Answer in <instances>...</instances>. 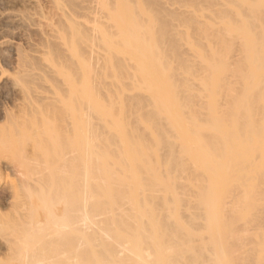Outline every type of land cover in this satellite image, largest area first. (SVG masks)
Masks as SVG:
<instances>
[{
    "label": "rangeland",
    "instance_id": "374dc122",
    "mask_svg": "<svg viewBox=\"0 0 264 264\" xmlns=\"http://www.w3.org/2000/svg\"><path fill=\"white\" fill-rule=\"evenodd\" d=\"M66 1H69V3H68L69 5L71 3V8L72 9L74 8L75 13H77L79 15L81 13L80 10L82 9V7L86 6L88 4L92 5L94 7H99L100 3H102L105 8H107L108 10H111V11L115 7H119L121 9L120 11H121V14L123 16L122 17L123 18V20H122L123 24L121 25L122 27L120 26L121 31L118 30L119 34L114 33V31L117 32V30H113V29L108 30L109 27L106 28L104 25L105 34H106V37L108 38L107 40L112 41L111 46H113V50H114V51L112 50V52H114L113 55H111L112 54V53H110L111 51L109 53H107V55L112 57V60L114 59L115 61H117L116 58H118V59L122 58L121 59L122 62H120V60H118L119 62L116 63L117 65L114 64L115 61H113V64L116 66L115 67L113 65V67L115 69L112 68L111 69L112 71H111L108 68L107 73L105 72V74L107 75V77H105V78H108L107 80L109 82H112L113 80H111V79H114V77H117V76H119V77L121 76V77L126 78L125 77V76H127L126 72H129V73L141 72V69L136 64H134L133 61L136 60L138 62L137 58L138 57L142 58V55H145V57H148V59H145L146 60L145 66H146L147 70L144 68V70H142V71L153 72L154 77L158 78V80H161L163 85H165L167 83V81L174 84L173 89L167 90L166 94H169L172 98H174L173 101H175V99H176V101H175L176 104L174 103L175 108H176V115L179 114L178 117L180 116V118H182L187 123L191 122L192 120H196V122H198V123H202V124L204 123V125H207L208 126L207 128L209 129L211 125L209 126L207 122L211 123L210 121H212V120H211L208 112H211V109L214 108L219 113L218 114L219 121H221L222 123H224L226 125H230L231 121L234 119L237 120L236 124L238 125V123H239L240 127H245L246 125H249L251 123L250 121L257 122L258 119H259V121L261 120V122L258 121V123L261 126H262V124H264V120H263L264 119V0H66ZM98 2H100V3H98ZM97 3H98V5H97ZM78 9H80V10H78ZM51 11H52L51 10V4H50L49 0H0V41H2V39H10V40H12L18 44L17 47L15 45L14 46H8V45H3V44L0 45V69L2 70V71L0 70L1 71L0 72V264H71V261L74 262V260H72L73 257L71 258V255H72L71 254V208H70V212H69V219H70L69 226L65 230H62V229H58L57 228L58 226L56 224V222H60V219L64 216L63 215L64 212L62 210L64 201L65 200L68 201L69 205H71V181H70L71 180V160H72L71 156L72 155L74 156L75 154H73V152L75 153L77 151L76 149H74V146L71 147V141L75 140V137L82 139V142L81 143L79 142L80 145L79 144L78 145H79V150H84V148H85V145L83 143L84 138H82V135L80 134V130L83 133V132H85L87 127L90 126V130H91V128H93L94 126L97 127L99 125L98 127L101 128V133H100V131H99L100 129L98 127L97 128L99 130L97 132H98V134L100 133L101 135H99V136H98V134L96 135V132H94V130L96 128L95 129L93 128L92 131H93V135L96 136L95 138H97L96 140H100V141H96V142H98L100 145H102L101 149L99 146V148L97 147V150L98 149L102 150L104 148L103 144H101L103 142V139H99V137L101 136V138H102L103 135L106 137V134L103 133L105 130L104 131L102 130V128H104V127H101V126H103L101 123L102 121H98L99 124L96 120H95L96 123H92L93 120L95 119L94 118V119L89 120L90 122L92 121L91 123L94 126L89 125V123L86 119V116H85V112H86L85 110L86 109L89 110V108L86 107V109H85V106L82 104V100L86 98L87 93H88V90L86 89V85H85V82L87 81L86 80L87 77H86V74L83 75V72L79 73V71H78L79 69H78V67H76V65L78 63L75 64V62L73 61L74 59H75V61L77 60L75 58V53H77V51H76L77 48H78V51H80V46H79L80 43L77 44L78 39L76 36L74 37L76 39H74L73 36L71 35V85H73L77 88L76 90H74V92H72L71 89L66 90L63 87V85L61 84V82L59 81V76H57V75H52L51 73H47V74L42 76L43 78H39L40 80L38 82L37 80H34L30 76L25 75V73L23 74L22 72H17V63L19 61L18 59H21L22 61H26V60H29L28 58L31 54H33L37 51H41V50L53 51V50H55L54 46L45 44L42 41V33L39 32L38 29H36L32 25V23H30L31 20L33 21V19H34V22L35 21L37 22V17L39 18L42 15L51 14L50 13ZM18 15L23 16V17L25 16V18H26V15L28 17H30V19H29L30 21L29 20L28 21H29V25L31 24V26H29L28 24H21L17 20ZM6 16H8V17H6ZM14 16H15V19L13 18ZM12 19H14V20L12 21ZM17 21L19 22V24ZM54 21L57 23L56 18H54ZM26 23H28V22H26ZM111 30H112V32H111ZM75 34L76 33H74V35ZM78 38H79V36H78ZM80 40H81V38H80ZM75 41H76V43H75ZM93 41H94L93 43L97 47L100 46L99 48H105V46H103L105 41H103L102 39L98 38V39L93 40ZM78 42H80V41H78ZM75 44H76V46H75ZM74 46L76 47V50L73 49V48H75ZM74 51H76V52H74ZM113 56H114V58H113ZM110 57H108V58H110ZM33 61L35 64H38L37 60H33ZM128 61L131 63H128ZM123 63L125 65L126 64H128V65L124 66ZM101 66H102V64H101ZM118 66H119V68H118ZM109 70H110V72H109ZM117 78H115V79H117ZM191 78H196L199 83H200V81H203L204 84L207 82L205 84V87L207 89H204V88L201 89L202 87H199L198 85H194V83H192L190 81ZM106 81H105V83L108 82V81L107 82ZM109 82L107 83L108 85L110 84ZM211 83H213L214 85H212ZM36 87H38L39 90L42 92V94L45 95V98L41 103V115H40L41 117H40V121H39V124L37 127L39 129L36 130L37 133L35 131H34L35 133L34 132L31 133L32 130L30 129V127L32 128V124H33V123H31L32 120L29 119V122L31 125L29 127V122L27 121V119H23V117L21 118L19 116L20 113L18 112V110H19L18 106L21 105L20 102H22V100L24 98V92H25V95L26 94L28 95L31 91H33V88L35 89ZM143 87L144 86L142 85V88ZM128 88H129V86H128ZM140 88H139L138 92L141 91L142 88L141 89ZM162 88L164 89L163 86H162ZM129 90L130 91L132 90L131 87L129 88ZM129 90H128V92H129ZM142 90H144V92H145L147 89L144 88ZM157 90H158L157 93L160 94L159 90H162V89L159 88V89H156V91ZM165 90L166 89H164V91ZM200 90L203 91L202 95H204V93H206L207 90H208V92L210 91L209 94H207L208 92L206 93L207 95H210V99L208 100V102H204L203 100L202 101L199 100V99H201V97H206V94L204 96L201 95ZM156 91L155 92L150 91L149 92L150 94L148 93V91H146L147 93L145 92L144 96L149 95L151 98L152 97L151 94L156 93ZM141 92L143 93V91H141ZM155 95L157 97L159 96L157 94H155ZM175 95H176V98H175ZM133 98H130V99H132V102H133V100H135ZM138 98H139L138 99L139 102H140V100L143 102H144V100L146 101V99H145L146 97L142 98L141 94L138 95ZM153 98H155V97H153ZM130 99H128V97H127V100H129V103H130ZM202 99H204V98H202ZM206 99H207V97H206ZM125 100H126V97H125ZM125 100H123V101H125ZM127 100H126V102L128 103ZM123 101H121V102L115 101L114 106L116 105L115 103H117V105L120 106ZM132 102L130 104L134 105ZM137 102H138L137 100H136V102L134 101L135 105L136 104L139 105V103H137ZM152 102H155L154 99L152 100ZM19 103H20V105H19ZM118 103H120V104H118ZM146 103L145 104L148 105V103H151V102L148 100ZM158 103H157V101L155 102L156 105ZM177 103L180 106L179 109H178ZM145 104H143L144 105L143 107H140V108H138V106H136V107L138 108V110L141 109L140 112L143 109L145 111V109L147 108V106H145ZM127 105L125 106L124 102H123L122 107L117 106L116 109L117 110L122 109L124 111L126 108H128ZM131 105L129 107H132ZM135 105L133 106L134 108H135ZM152 105L153 104H151V106ZM176 105H177V107H176ZM124 106H125V108H124ZM4 107L8 108L9 110H13V111H11V112H14V113H12L13 115H8L10 118H8V116H6V112H4L5 111ZM71 107H72V109L75 107V112H76L77 118H78L77 127L78 126L79 127L78 128L76 127L78 129V130H76L77 133H75L74 131H71V127H72L71 124L72 125L74 124V126H76L74 121H72V123H71V120L73 119V117L71 118V110H72ZM118 107H119V109H118ZM137 108H135V109L137 110ZM150 108H152V107H150ZM150 108H149V113H145L144 111H142L143 112L142 115L146 116V117H147V115L149 116L150 110H152ZM180 108H181V110H180ZM112 109H114V107ZM153 109H154V107H153ZM115 110H113L114 112H112V110H110L112 115L115 116L114 118L122 116V115H118L119 113L121 114L122 111H120V112L118 111L119 113H117L118 116L116 117L117 110H116V112H115ZM159 110H160V108H159ZM178 110H179V113H178ZM197 110H199V111H197ZM91 111H92V109H91ZM158 112H159V116L156 114L157 115L156 117H154V118L152 116L151 117L156 122L157 126H159L160 134L157 135V138L160 139V141H161L162 130L160 128V125H161L160 123L163 119L161 121H159L158 118L160 116H163L164 113H163V110H161V113H160V111H158ZM260 112L262 113L261 116L259 115ZM15 113H16V115H18V113H19V115H18L20 117L19 121L17 120L19 117L14 116ZM113 113H115V114H113ZM151 115H152V113H151ZM5 116H6V118H5ZM11 116L14 118H16V117H18V118L14 119V121H12L13 119ZM7 118H8V121L6 120ZM77 118H75V119H77ZM152 119H151V121H152ZM9 120L11 121L10 124L11 123L13 125H14V123L16 124L14 126H17L19 128L18 131H17L16 127H15L16 130H15L13 125L9 124ZM15 120H16V122H15ZM21 120H22V124H21ZM24 120H26V121H24ZM143 120L145 121L146 119H143ZM147 120H149V119H147ZM147 120H146V122H147ZM255 120H257V121H255ZM17 121H18L19 125L17 124ZM112 121H113V123H115L114 120H112ZM163 121H162V124H164ZM25 122L26 123L28 122V123L26 124ZM152 122H151V124H152ZM130 123L131 122L129 121V124ZM205 123H207V124H205ZM258 123H255V124L257 125ZM20 124L22 126H20ZM24 124H26L28 127ZM109 124H111V122ZM3 125L7 126V127L9 125V127L7 128V127H4ZM125 125L127 126V124H125ZM256 125H255V127H256ZM260 125H258V126H260ZM74 126H73L72 130L75 129ZM111 126H113V128H114L113 124ZM239 126H238V128H239ZM11 128H12V131H11ZM113 128L111 127V129H113ZM116 128L117 127H115L114 130ZM203 128L207 129L204 126H203ZM239 129H241V131H242L244 128H239ZM209 130H211V129H209ZM174 131L176 133V130H174ZM174 131L172 133L173 135H174ZM203 131L201 130V132H203ZM205 131H207V130H205ZM91 133H90V135H91ZM102 133H103V135H102ZM164 133H165V131H164ZM208 133L209 132H206V135L204 136L206 139L205 141H207V138H209ZM242 133H243V131H242ZM242 133H241V135H242ZM170 134H167V135H170ZM115 135L117 136V134H115ZM239 135H240V133H239ZM104 136H103V138H105ZM162 136H164V134H162ZM170 136L168 138L172 139L174 141L172 136H171V138H170ZM115 137H113V140H115L114 139ZM71 138H72V140H71ZM107 138H109V137L107 136ZM117 138L119 139L120 136ZM118 139H116V140H118ZM164 139H165V141H162V143L166 144L167 142H169V141L166 142V140H167L166 138H164ZM176 139L177 138H175V140ZM211 139H212V137H211ZM228 139L229 138H227V140H225V138L224 139L222 138V141L227 142ZM113 140H111V143ZM148 141H146L147 144L149 143ZM171 141L169 143L171 145V147L175 146L174 144H176V142H174V144H173V142H171ZM176 141H178V140H176ZM104 142L106 143V141H104ZM114 142L116 144L115 147L116 146L119 147V143H118L119 141L117 143H116V141H114ZM150 142H152V141L150 140ZM162 143H161V145H159L162 152H163V153L161 152L162 154H159L160 148H157V146H154L155 143H154V145H153V142H152V144L149 143L150 146L153 145L150 149H152L153 147L155 149L157 148L158 149L157 155H162L160 158L158 157L159 158V164L162 163V161L160 162V159L164 160L166 158L165 161H167L168 157L169 158L172 157V156L163 157V155L167 156V154H169V153L166 150V147L163 145L165 147L164 149L166 150L164 153V149L162 148ZM113 144L114 143H112V145ZM149 144H148V146H149ZM177 144H179V141ZM96 146H98V145H96ZM177 146H175V149L178 152V149H180V148H178ZM217 146H216V149H218V152H217V150H216V152L219 155H221L222 154L221 152H223L224 150L220 152V150H221L220 147H223V146H222V144L220 147L218 146V148H217ZM74 150H76V151H74ZM103 151H104V149H103ZM105 151H107V153L111 157V155H112V154H110L111 150H110V152L108 150H105ZM176 151H174V152L176 153ZM77 152H76V154H77ZM166 152H167V154H166ZM86 153H88V152H86ZM242 153H244L245 156L243 157V159L237 157L238 159H240V163H239V161L235 160L236 161L235 164L238 166L239 170L242 173H244V174L248 173L247 174L248 180L247 181H246V179L244 180L245 181L244 183H247L246 186L249 185L248 187L250 190H252L253 187H255V189H256L263 184L260 181V179L261 180L263 179L262 181L264 182V170H263L264 169V159L262 160V158H264V157L258 158L257 160L255 159L256 161H253V162L251 160V162L249 163L248 161H250V160H248V159L252 158L251 153L250 152L247 153L246 150L245 151L243 150ZM182 154H183V152L179 151L178 153H176L174 155L178 156V158H176V159L177 160L180 159L182 161V164L184 166L186 165V168L188 167L187 171H185L186 168L183 167V165L179 163V165H182L181 167H183V169H184L183 171H185V172H183V173H185L184 175H187L186 172L188 173V171L190 170L189 166H188L189 164L188 163H187L188 165L184 164L187 161H184L186 158ZM151 155H152V153H150V154L148 153V157L146 158L147 160H149V162H150V159H152V157H150ZM155 155L156 154H154V152H153V157H155ZM174 155H173V157H174L173 160L175 159ZM114 156H113V158H114ZM181 156H183L185 159H183ZM215 156H217V155H215ZM248 156H249V158H248ZM156 158H157V156L155 157L154 160L158 161V159H156ZM154 160L152 159L151 163L153 165L155 163L154 166H157L158 165V164L156 165L157 161L153 163ZM170 160L172 161V159H170ZM170 160H168V161H170ZM177 160L173 161L172 163H174V165H175L174 167L177 170H178V168H180V170H181L182 168L178 167V165H177L178 164ZM178 162H179V160H178ZM98 164H100V163H98ZM163 164H164V161H163ZM240 164L243 166L245 165L246 167L245 166H244V168L242 166L240 167L239 166ZM165 165H167V164H165ZM249 165H250V167H249ZM161 168H162V170L160 169L159 172L162 173L163 167H161ZM169 168H170V170L172 169L171 166ZM174 169H172V171ZM243 169L246 171H244ZM170 170H169V172L167 171L166 173L167 174L171 173L172 171H170ZM261 170L263 172V175L258 174L259 171H260V173H262ZM176 171H174V172H176ZM189 172H191L192 174L188 173V176L193 175L192 171H189ZM179 173L181 176L182 172L176 173L177 176ZM249 173H251V174H249ZM173 174L174 173H172V175H170V174L169 175L171 177L173 176V178H174L176 174L175 175H173ZM194 174H195V175H193L194 177L192 176L193 178H195L196 176L198 178H201V176H202V175H200V177H199V175H197V174H199V172L198 173L196 172ZM257 174H258V176H256ZM184 175H182V176H184ZM249 175L250 176L252 175V177H250ZM180 176H179V178H180ZM259 176L262 178H259ZM179 178H177V179H179ZM244 178H246V175ZM201 179H203V178H201ZM251 179H252V181H251ZM180 180H181V178H180ZM256 180H257V182H256ZM257 184H259V185H257ZM247 191H248V188H247ZM189 192H191V191H189ZM251 197L252 196L248 195L245 198L249 199ZM260 197H262V198L259 200ZM256 198H258V201ZM256 198H254V199L252 198L254 200V202H252V203L254 205L256 204L255 205L256 209L258 207L260 208L261 206H264V199H263L264 195H262V194L261 195L259 194V196L256 195ZM243 200H244V198H243ZM104 202L105 201L99 202V204H100L99 206L100 207L103 206L104 204L102 205V203H104ZM182 203L180 205L181 208H179V209L184 210V208L182 207L183 206ZM250 203H251V200L249 201V204H247V202H246L245 203L246 205L243 204L241 206V208H240L241 213L239 212V215L241 218L238 215L237 218H234L235 220L237 219V221H235L234 223H232L233 222L232 220H234L233 218L230 219L231 221H229V219H227V216L226 217H225V215L223 216V214H225L223 211H222L223 214H222V212L220 214L218 213L216 215V218L215 217L213 218V216H215V215H213L212 219L213 220L215 219V221L218 220L219 222L216 221L218 224L217 225V224H215L216 222L213 221L214 226H216V227L214 228V226H212L210 228H213L214 230L216 229L217 231L216 230H215L216 232L210 231V233H209V231H207V232L205 231V234L209 233L210 235H212L213 239H214V236H216V233L218 234V231H219V234H218L219 238H218V235L216 236V238H218V240L223 235L220 239V241L222 240V242L216 241V239H215V241L213 240L214 243H212V241L210 240L211 237L209 238V240H208V238H206L208 240V241L207 240L206 241L208 242V245H207L208 248L210 247L209 245H213V246L215 245L216 248L217 247L220 248V252L222 251V248H221L222 246H224V248L227 247V248H225V250H223V252L226 251V254H227V255L225 254V258H227V256H228L227 261H226L228 263L225 262V264H237L238 261L240 260L241 256H244L243 257L244 259L241 258L242 260H240L238 264H243V262L245 261V258H247V260H248L249 257H254L252 259L256 263L250 259L251 261L248 260V263L246 261L247 264H251V263L252 264H258L260 261H262L261 264H264L263 263L264 257L261 256L264 253V244H263L264 243V237H262L264 234V228H261V226L264 227V224H262V225L260 224L264 220H262V222L259 221V224L261 226L258 227V228L263 229L262 230L263 232L261 231V229L258 230L257 228H255V230L257 229L260 234H258V233L256 234L257 230L253 231V229H252L250 231L251 228L248 230V228L251 226L252 223L255 224L253 227L257 226L258 221H256V220L260 216L259 214H257V212L259 213V210L261 212V209H259V210L257 209L258 211L255 210L254 205L252 204L254 211H257L254 213V215L257 218L254 215L252 216L253 208L251 207ZM238 204H240V203H238ZM105 205L104 206L107 207L106 203H105ZM191 205L192 204L187 206L185 204V206H187L188 208ZM220 205L221 204H217V205H215V207L217 206V208H218V206L220 207ZM197 206L198 205H196L195 207H197ZM221 206H223V205H221ZM244 206H247V207H244ZM100 207L98 208L99 210L102 208V207L101 208ZM192 207H190V208L193 209ZM242 209H244V210H242ZM195 210L198 211V207H197V209L195 208ZM195 210H193V211H195ZM199 210H200V212H198L199 215L201 213L202 216L206 217V215H204L205 212L202 211V208H199ZM250 210H251V212H250ZM101 211H102V209H101ZM101 211H99L100 214H101ZM25 212H27V213H25ZM179 212H181V211H179ZM95 213H96V211H95ZM198 213H197V215H198ZM96 214H95L96 217H95V215H94V217L91 216L92 219L94 218L93 221H91L92 222L91 224L97 225V223H93V222L98 217H99L98 219L100 222V220H101L100 216H99L100 214L99 213H96ZM178 214H180V213L177 212V215ZM183 214H185V213H183ZM195 214L192 217L193 219H194V217H197ZM102 215L103 214H101V217H102ZM177 215L175 213L174 216L176 218L180 216V215L179 216H177ZM202 216H200V217L202 218ZM248 216H250V217H248ZM261 216H262V214H261ZM180 217L181 218H179V219L183 220L182 222L184 225L181 228H185L182 230H186L185 234L189 233V235H190L189 229H190V227L192 228V225H194L193 223L196 222V223L200 224V222L203 223V221H207V223L205 222V225L207 224L208 227L206 225L205 228H209L210 224L212 223V221L209 220L208 217H206L204 219L202 218L201 220H203V221H200V222H198L200 220V218L199 219L195 218L194 219L195 221L192 220L194 222H192L190 220L191 219L190 218L189 220L191 221L192 224H190L189 223L190 221L188 219H186V222L188 223V225H186V222H184L185 221L184 219L187 218L186 215H184V216L182 215ZM183 217H184V219H183ZM209 217H211V216H209ZM223 217H225L233 225L235 224L233 226V228H237L241 224V221L246 223L247 225H249V227L246 229L247 226L243 227L246 225V224L244 225V223H243L242 226L238 227V228L243 227L242 229L245 228L243 230V232H241L242 229L241 230L239 229L240 231L238 229H236V230L233 229L234 231H236V235L235 236L231 235L232 232L230 233L231 230L229 229V224H231V223L227 222V220ZM176 218H175V220L178 219V218L177 219ZM221 218H223L224 221H222ZM252 218H254V219H252ZM196 219H198V221H196ZM205 219H208V220H205ZM244 219H245V221H244ZM160 220L162 222V219H160ZM173 220H174V217H173ZM173 220L166 221V222L171 223V226L173 227L174 226V225H172ZM181 220H177V221L181 222ZM249 220H251V221L249 222ZM164 221L165 220H163V222ZM208 221H210V224ZM239 221H240V224L238 225ZM99 222H98V224H99ZM166 222H164V223H166ZM224 223L226 226L224 225ZM236 223H237V227H235ZM189 224L191 225L190 227H189ZM199 224L198 225L195 224L196 225L195 227H197L196 231L199 230V228L200 229L203 228V227H201V225L205 226V225H203L204 223L201 224L200 226H199ZM171 226L168 227V229L164 230V231L169 230L168 235H166L167 232L165 233V235L168 236V238H170L169 236H171V234L175 231V230H172L173 228ZM217 226H218V228H217ZM88 227H86V228L88 229ZM90 227H89V229L94 228V226L91 228ZM96 227L97 226H95V228ZM226 227H227V229H226ZM178 228H179V230H181L180 227H178ZM178 228L176 227L175 229L177 230ZM89 229L87 230L88 234H91L89 232H93V230L89 231ZM163 229L164 228H162V230L160 229L162 232L161 234L163 235V236L161 235L163 237V239L160 236L159 230H156L159 232L158 234L155 233V231L153 234H154V236L157 234V237L160 236V238L163 241L161 239H159V240H161L162 242L165 241L168 243V240L170 241V239L165 240L166 237L164 238L165 235L163 233ZM192 229L193 230L191 232L194 233L195 228L193 227ZM171 230L173 232L170 233ZM210 230H212V229H210ZM226 230H227V232H226ZM228 231H229V233H228ZM238 231L241 232V235L244 233L245 238H247V240L244 238V235L241 236L240 233H238ZM252 231L255 234H253ZM202 232L200 233V230H199V232H196V235H197V233L200 235V234H202ZM212 232H214V235L212 234ZM220 232L222 235L220 234ZM182 233L183 232H180L181 238H183L185 236V234H184V236H182L183 235ZM178 234L179 233H177V236H176V234L173 235V237L174 238H175V236L178 237ZM125 235L129 237V233L126 232ZM189 235L188 236L186 235V238L184 237V241H186V243H187V240L188 241L190 240ZM194 235H195V233H194ZM202 235L204 236V234H202ZM260 235H262V236H260ZM240 236H241L242 241L245 239L243 242L242 241L240 242L241 245H240V243L238 244V241L240 240L239 239ZM254 236L255 237L259 236V238L262 237V239H260V240H259V238L258 239L253 238V239L259 241V242H257V241L256 242L259 243L258 245L260 247H262L260 249H262L263 251L261 250V251H257V253L256 252L254 253V251L252 250L251 253L253 252V254H252L253 256H251L250 255L251 253L249 250L251 248L254 249V248L258 247V245L254 246L253 241H251V240H253L251 238ZM173 237H171L172 240H173ZM187 237H189V239H187ZM206 237H208V235ZM92 238H94V237H92ZM154 238L157 239L156 236ZM191 238H192V236H191ZM234 238L235 239L238 238V239H236V241H235ZM175 239H177V238H175ZM179 239H180V237H179ZM185 239H187V240H185ZM145 240H148V239L145 238ZM159 240H158V242H159V246H160ZM180 240L183 241L182 239H180ZM224 240L225 241L227 240L226 241V242H228L227 244L231 243V241H232L231 245L229 244V246H232V249L228 248L229 246L226 244V242ZM261 240H262V242H261ZM177 241H178V239H177ZM181 241H180V243H181ZM245 241H246V243H247V241L249 242L247 244L248 247H246L247 245L246 246L242 245V243L246 244ZM95 243L98 244L97 242H95ZM149 243H148V246L150 247L151 242H149ZM174 243H176V242H173V243L171 242V244H168V245H170V246L172 245L171 247L173 248ZM251 243L253 244L254 248L250 247V245H252ZM254 243H255V241H254ZM93 244L94 243L92 242V246H93ZM187 244H185V243L183 244V242H182L181 246L184 245L183 247H185V245H186L187 246L186 248H188V249L186 250V248H185V249H183L185 251H182V252L178 250L180 253H182V254H180L182 256H177V257L178 258L180 257L179 259L181 261H183V260L185 261V258L186 257L188 258V256H190L192 253L195 261H193V257L191 255L190 256V257H192L191 260H190V257L188 258L190 261V264H199V263L205 264L204 262H207L206 264H211V262L210 263L208 262V259H211V257H213V254H214V256L217 255L219 257V255H221V253H223V252H221V253L218 252L219 253V255H218L217 252L214 251L216 248H214L212 246H211L212 250L210 248H209V250L207 248L206 249L203 248V250L199 249L200 251H198V250L196 251L195 248H193L192 246H188L189 244L188 245ZM262 244H263V246H262ZM79 245H80V242H79ZM83 245H84V243H83ZM146 245L147 244H144V247H146ZM175 245H174V247H175ZM163 246L161 245V247H160L161 250H162ZM166 246H167V244L165 245V248L169 247V246H167V247ZM181 246L179 245L180 250H182V248H183V247L181 248ZM96 247H97V249L95 247H93L94 249H96V251L95 250L93 251V248L91 246L89 248H90V250L92 249L91 251H93V253L95 252V254L97 255L99 253L98 252L99 248L97 245H96ZM171 247H169V248H171ZM83 248H84V246H83ZM165 248H163V249H165ZM213 248H214V250H213ZM244 248L245 249L248 248V250L245 251ZM150 249H152V248L150 247ZM171 249H168L169 253L170 252L174 253L173 252L174 248H173V251H170ZM227 249H228V251H227ZM81 250L82 251L84 250L83 252H86L87 249L86 250L81 249ZM100 250H102V249H100ZM205 250H207V253H208L207 255H210L209 251H212L211 252L212 254L209 256V258H206L207 257L206 254H205L206 257H204V258L200 257L202 255L204 256ZM102 251H100V252L102 253ZM166 251H167V249L165 251H162L163 254H164V252L166 253ZM187 251H189V252H187ZM217 251H219L218 248H217ZM96 252H98V253H96ZM179 252L176 251L177 254ZM186 252H187V254H186ZM242 252H244L243 255H241ZM87 253L88 252H86V256L84 254H82V256L84 255V257L86 258ZM93 253L91 252V255ZM169 253H167L168 256H169ZM172 253H170V257H171ZM189 253H190V255H189ZM196 253H198L197 256H196ZM245 253H246V255H245ZM102 254H103V256H101L100 254L97 255L98 257H100L101 260L103 259L102 262L103 261H106V263L110 262V261H108V256H106V253H102ZM223 254H222V256L219 257L220 260L215 256L217 259L216 258H215L216 260L212 259L214 262L213 264H215V262H217V260H218V263L220 264L219 261H221V257L224 256ZM254 254H256V255H254ZM185 255H186V257L184 258ZM247 255H248V257H247ZM121 256H124V255H121ZM163 256L166 260L170 259V257H166V255H163ZM93 257L95 259L98 258V257L96 258L95 256H93ZM93 257L90 258V256H89V258L88 257L87 258L91 261V259L92 260L94 259ZM101 257H103V258H101ZM195 257H196V259H195ZM74 258H75V255H74ZM87 258H86V260H87ZM174 258H176V255H175V257L172 256V259H170V261L168 260V264L169 263L171 264V261H174V262L177 261L176 259H178V258L173 260ZM181 258L182 259L184 258V259L182 260ZM101 260H100V262L98 261L99 264H106L105 262L102 263ZM205 260H207V261H205ZM184 261H183V263H184ZM186 261H187V259H186ZM189 261H187V262H189ZM174 262H173V264H174ZM166 263H167V261H166ZM222 263H223V261L221 262V264ZM108 264H112V263H108Z\"/></svg>",
    "mask_w": 264,
    "mask_h": 264
},
{
    "label": "bare ground",
    "instance_id": "6f19581e",
    "mask_svg": "<svg viewBox=\"0 0 264 264\" xmlns=\"http://www.w3.org/2000/svg\"><path fill=\"white\" fill-rule=\"evenodd\" d=\"M49 2L51 4V10H52L50 12L51 14L42 15L39 18L37 17V22L36 21L34 22V19H33V21L31 20L30 23H32V25L36 29H38L39 32L42 33V41L45 44L54 46L56 51L55 50H53V51L41 50V51H37V52L31 54L28 58L29 60L22 61L21 59H18L19 61L17 63V72H22L23 74L25 73V75L30 76L31 78H33L34 80H37L38 82L40 80L39 78H43L42 76L47 74V73H51L52 75H57V76H59V81L61 82L63 87L66 90L71 89V91L74 92V90H76L77 88L75 86L71 85V35L73 36V38L76 36L78 41H80V42L77 41V44L80 43L79 46H80L81 52L78 51V48L76 50V47H75L76 44H75V46H74L75 48H73V49H75L77 51V53H75V58L77 60L75 61V59H74L73 61L75 62V64L78 63L76 65V67H78L79 70L77 68L76 69L79 71V73L83 72V75L86 74V77H87L86 78L87 81L85 82V85H86V89L88 90V93H87V96L85 95L86 98L82 100V104L85 106V109H86V107L89 108V110L88 109L85 110L86 111L85 116H86V119H87L89 125H93L92 123H96L95 120L97 122L102 121L101 123L103 126H101V127H104V128H102L103 131L105 130L104 132L103 131L102 132L104 134H106V137H105L102 133V135L105 138H103V136H102V138H101V136L99 137V139H103V142L101 144H103V146H104V148L102 147L104 149V151H103V149L97 150V147L99 148V146H100V149H101L102 145H100L98 142H96V141H100V140H96L97 138H95L96 136L93 135V131H92L93 128L94 129L96 128L94 130V132H96V135L98 134L97 131L99 129H100L99 131L101 133V128L98 127L99 125L98 126L96 125L99 129L93 125L94 127L91 128V130H90V126L87 127L85 132H83V133L80 130V134L82 135V138H84V141H83V143L85 145L84 150H79V145H80L79 142L81 143L82 139L75 137V140L71 141V147L74 146V149H76L78 151L77 152L76 150H74L77 152V154H76V152L75 153L73 152V154H75V155L71 156L72 157L71 158L72 159L71 160V180H70L71 181V205H69L68 201H66V200L64 201L63 209H62L64 212L63 213L64 216L60 219V222H56L58 229L65 230L70 224L69 212H70V208H71V254H72L71 258L72 257L74 258V255H75V258L74 259L72 258V260H74V262L71 261V264H92V263L93 264H99L98 261L100 262L101 259L97 255L100 254L101 256H103L102 253H106V256H108V261H110L108 263H112V264H168V260L170 261V259H172V256L175 257V255H176V258H178L177 256H182V255H180L182 253H180L179 251H181V252L185 251L183 249H185L187 247L186 245H185V247H183L184 245L181 246L182 242H183V244L188 243L189 245L188 244L187 245L192 246L193 248L196 249V251L197 250L198 251L203 250V248L204 249L207 248L208 250L210 248L212 250L211 246L216 248L215 245L214 246L209 245L210 246L209 248L207 246L208 245L207 241L209 240L210 237H211L210 240L212 241V243H214L213 240L215 241V239H216V241H220L221 237L223 236L220 232V234L222 236L218 240L219 231H218V234L216 233V236L218 235V238H216V236H214V239H213L212 235L209 234L210 231L216 230V229L214 230L213 228H210V227L214 226L213 221H215V219L214 220L212 219V216L215 215V216H213V218L214 217L216 218V215L218 213L220 214L223 211L225 213V214H223V212H222L223 216L224 215H225V217L227 216V219H229V221H231L230 219H232V218L234 219V218L238 217L239 212H240V208L243 204H245L246 202H247V204H249V201L251 200L250 204L252 207V204H253L252 202H254L253 199L256 198V195L257 196H259V194L264 195V182L262 181L263 179L262 180L260 179V181L263 183L262 185L260 184L261 185L260 187H258L256 189H255V187H253V189L250 190L248 187L249 185L246 186L247 183H244L245 179H246V181L248 180V177H247L248 173L247 174L242 173L239 170L238 166L235 164L236 161H239V163H240V159H238V158L243 159V157L245 156V154L242 153L243 150L244 151L246 150L247 153L248 152L251 153L252 158L248 159V160H250V161H248L249 163L251 162V160L253 162V161H256L258 158L264 157V124L261 123L263 126L262 127L258 123V121H259V119H258V121L255 120L257 122L250 121L251 123L249 125H246L247 127L246 126L240 127L239 123H238V125L236 124L237 120L234 119L231 121L230 125H226V124L222 123L221 121H219V119H218L219 113L214 108L211 109V112H208L212 121H210L211 123L207 122L209 126L211 125L209 129H211L212 131L207 128L208 127L207 125H204V123L203 124L198 123V122H196V120H192L191 122L187 123L182 118H180V116L178 117L179 114L176 115V108H175L176 99H175V101H173L174 98H172L169 94H166L167 90L173 89L174 84L167 81V83L165 85H163L161 80H158V78L154 77L153 72L142 71V70H144V68L146 69V66H145L146 60L145 59H148V57H145V55H142V58L138 57L139 58V59L137 58L138 62L136 60L133 61L134 64H136L141 69V72H132V73L126 72L127 73V76H125L126 78L121 77V76L120 77L117 76L118 78L114 77V79H111L113 81L109 82L107 80L108 78H105V77H107L105 72L107 73L108 68L110 70L112 68L115 69L113 67V65L116 64L117 62H119L118 60H120V62H122V60H121L122 58L121 59L116 58L117 61H115L114 59L112 60V57L107 55V53H109L110 51H111L110 53H112L111 55H113L114 52H112V50H113V46H111L112 41L107 40L108 38L106 37V34H105L104 25L106 28L109 27L108 30H110V29L117 30V32L114 31V33H118V30H120V26L123 24V21H122L123 16H122L121 11H120L121 9L119 7H115L111 11V10H108L107 8H105L102 3L98 2V3H100L99 7H94V6L88 4V5L82 7V9H81L82 11L80 9H78L81 12L79 15V14L75 13L74 8L73 9L71 8V3H70V5L68 4L69 1H66V0H49ZM98 3H97V5H98ZM20 15H18V17L16 16L17 20L21 24H28L29 25L30 17H28L26 15V18H25V16L23 17ZM8 16H6V17H8ZM13 18L15 19V16ZM54 18H56L57 23L54 21ZM14 19H12V21ZM19 22H18V24H19ZM26 22H28V23H26ZM29 26H31V24ZM111 32H112V30H111ZM74 33H76V34L74 35ZM78 36H79V38H78ZM80 38H81V40H80ZM98 38L105 41V43L103 45V46H105V48H99L100 46L97 47L93 43L94 42L93 40H96ZM74 39H76V38H74ZM75 43H76V41H75ZM2 44L8 45V46H14V45L16 47L18 46V44L16 42H14L10 39H2V41H0V45H2ZM76 51H74V52H76ZM108 57H110L111 59ZM113 58H114V56H113ZM33 60H37L38 64H35ZM113 61H115L114 64H113ZM128 63H131V62L128 61ZM101 64H102V66H101ZM126 65H128V64H126ZM126 65L124 64V66H126ZM118 68H119V66H118ZM110 70H109V72H110ZM115 78H117V79H115ZM106 80L110 83L109 84L110 86L107 84L108 82ZM105 81L107 83H105ZM190 81L192 83H194V85H198L199 87H202L201 89H203V88L207 89L205 87V84L207 82L204 84L203 81H200V83H199L196 78H191ZM211 84L214 85L213 83H211ZM142 85L144 86L143 88H142ZM128 86H129V88L131 87L132 92L129 90ZM162 86L164 87V89H166L165 91L162 88ZM140 87L142 89H144V88L147 89L146 91H148V93L150 91L155 92L156 89H159V88H161L162 90H159L160 94L157 93L158 92V90H157L156 93H153L154 95L151 94L152 97L150 98L149 95H147L148 97L144 96L146 91L144 92V90H142ZM139 88L141 89V91H143L144 94L141 91L138 92ZM128 90H129V92H128ZM207 92H208V90L206 91V93ZM200 93L202 95L203 91H201ZM206 93H204V95ZM209 93H210V91L207 94H209ZM137 94L138 95L141 94L142 98L146 97L145 98L146 101L144 100L145 103L148 100L151 103H148V105H146L147 103L145 104L141 100L139 102V100H138L139 98H138ZM155 94H157L159 96L157 97ZM207 94H206L207 99H206V97H201V99H199V100L200 101L203 100L204 102H208V100L210 99V95H207ZM204 95H202V96H204ZM125 97H126V100H127V97H128V99L134 97L133 99H135V100H133V102H132V99H130V103L132 102L134 105H135L134 101L135 102H136V100L138 101L137 103H139V105L136 104L135 108H137L136 106H138V108L143 107L144 106L143 104H145V106H147V108L152 107V108H150L152 110H150L149 116L148 115H147V117L143 116L142 111H144V109L141 112H140L141 109L138 110V108H137V110H136L133 107L134 105H131L129 103V100H127L128 103L126 102ZM153 97H155L156 99ZM44 98H45V95H43L42 92L39 90V88L36 87L35 89L33 88V91H31L28 95L27 94L25 95V92H24V98H23L22 102H20L21 105L19 103L20 106H18L19 107L18 112L20 113V115H19V113H18V115L21 118L23 117V119H27L28 122H29V119L33 121V122L31 121V123H33L32 124L33 129L30 127L31 125L29 122V127L32 130L31 133H33L34 131L36 132V130L39 129L37 127H38L40 117H41L40 116L41 115V103L44 100ZM175 98H176V95H175ZM202 98H204V99H202ZM151 99L152 100L154 99L155 102L157 101V103L159 102L160 104L158 103L159 105L157 104L158 105L157 106L155 104V102H152ZM123 100H125V101H123ZM115 101H120V102L123 101L125 106L128 104L127 105L128 108H126L124 111L122 109L117 110L116 107L119 105H117V103H115L117 106L116 105L114 106ZM122 103L119 107H122ZM118 104H120V103H118ZM129 104L132 107H129L130 106ZM151 104H153V105L151 106ZM177 105H178V103H177ZM177 105H176V107H177ZM125 106H124V108H125ZM113 107H114V109H112ZM119 107H118V109H119ZM153 107H154V109H153ZM179 107L180 106L178 105V109H179ZM147 108L144 111L145 113H149V108L148 109ZM159 108H160V110H159ZM4 109H5L4 112H6V116L13 115L12 113H14V112H11L13 110H9L8 108H5V107H4ZM71 109H72V107H71ZM91 109H92V111H91ZM115 109L117 110V112ZM110 110H112V112H114L113 110H115L116 117L118 115H122V116H119L120 118L119 117L114 118L115 116L112 115ZM157 110L160 111V113H161V110H163V113H164L163 116H160L158 118L159 121H161L162 119L163 120L165 119L164 120L165 122L162 120L164 124H162V121L160 123L161 125L159 124L160 128L162 130V134H164V136H165L164 137L161 134V138H162L161 141H160V139L157 138V135L160 134L159 126H157L156 122L152 119V117L154 118L157 115L159 116V112ZM180 110H181V108H180ZM118 111L119 112L122 111L121 114ZM197 111H199V110H197ZM117 113H119V114L117 115ZM151 113H152V115H151ZM178 113H179V110H178ZM113 114H115V113H113ZM261 114L262 113L260 112L259 115L261 116ZM18 115H16V113H15L14 116H18ZM6 116H5V118H6ZM18 117H16V118H18ZM20 117L17 119L18 121H19ZM72 117H73V119L71 120V123H72V121H74L76 126H74V124L73 125L71 124V126H72L71 131H74L75 133H77L76 130H78L77 128L79 126L77 127L78 118H77V114L75 112V107L71 110V118ZM8 118H10V117L8 116ZM8 118L6 119L7 121H8ZM16 118L12 117V119H13L12 121H14V119H16ZM75 118H77V119H75ZM91 119H94L93 122L91 121L92 123L89 121ZM143 119H146V120L149 119V120H147V122H146V120L144 121ZM151 119L153 122L151 121ZM10 120H9V124L11 122ZM112 120H114L115 123H113ZM18 121H17V124L19 125ZM24 121H26V120H24ZM109 121L111 122V124H109L110 123ZM129 121L131 122L130 124H129ZM15 122H16V120H15ZM151 122H152V124H151ZM259 122H261V120ZM207 123H205V124H207ZM255 123H258V124L256 125ZM21 124H22V120H21ZM21 124H20V126H22ZM26 124H24V125H26ZM98 124H99V122H98ZM112 124L114 125V128L117 127L115 130H114L113 126H111ZM125 124H127V126ZM254 124L256 125V127L258 125H260L261 127L258 126L256 128ZM14 125H16V124L14 123ZM14 125H13L14 129L16 130V128H17V131H18L19 128L17 126H14ZM73 126L75 128L74 130H72ZM203 126L206 127L207 129H204ZM238 126H239V128H244L242 130L243 133H242L241 129L238 128ZM4 127H7V126H4ZM8 127H9V125H8ZM111 127L113 129H111ZM12 128H11V131H12ZM173 129L176 130V133ZM201 130L202 131L204 130V131L201 132ZM205 130H207V131H205ZM164 131H165V133H164ZM173 131H174V135L172 134ZM206 132H209L208 133L209 138H207V141H205L206 139L204 137L206 135ZM90 133H91V135H90ZM100 133L98 134V136L101 135ZM239 133H240V135H239ZM241 133H242V135H241ZM115 134H117V136ZM167 134H170L171 136L173 135L172 138L174 139V141L172 139H169L168 137L170 135H167ZM118 135L120 136L119 139L117 138V137H119ZM107 136L109 138H107ZM112 136L113 137L116 136L114 138L115 140H113ZM171 136H170V138H171ZM163 137L167 139L166 142L167 141H169V142H167L166 144L162 143V141H165V139ZM174 137L177 138L176 140L179 141V144H177L178 141H176ZM211 137L213 140L211 139ZM222 138L223 139L225 138V140H227V138H229V139L226 142V141H222ZM110 139L113 140L112 141V143H114L113 145H112ZM116 139H118V140H116ZM71 140H72V138H71ZM150 140L153 142V145L155 143L154 146H157V148H160L159 145H161V143H162L163 149L166 147V150L168 151L169 154H167V152H166L167 156L163 155V157H168V156H172V157H170V158L168 157L167 161H165L166 158L164 160L160 159V162L162 161V163L159 164V158L162 155H157L158 154L157 148L155 149L153 147L152 149L154 151L152 149H150L153 146V145L150 146V144H152V142H150ZM104 141H106V143ZM114 141H116V143L119 141L118 142L119 147L118 146L115 147L116 144ZM146 141H148L150 143V144L148 143L149 146H148ZM170 141L173 142V144H174V142H176V144L178 146L176 144H174V145L177 146L178 148H180V149L177 148L178 152L179 151L183 152L182 155H184V157L186 159L183 156H181V157L183 159H185L184 161H187L186 163L183 162L184 164H187V163L189 164V165L187 164L189 166V169H190L189 171H192L193 175H195L194 173L199 172V174H197V175H199V177H200V175H202L203 177L201 176V178H203V179L198 178L197 176L195 178H193L194 176L190 175V174H189L190 176H188V173H191L189 171H188V173L186 172L187 175H184L185 173H183V172L187 171L188 167L186 168V165L184 166L180 159H178L179 160V162H178V160L176 159V158H178V156L174 155L178 152L176 151L175 146L171 147V145L169 144ZM221 144L223 147H220ZM96 145H98V146H96ZM217 145L221 148V150L219 149L220 152L224 150L223 152H221L222 154L219 152L221 155H219L217 153L218 152V149H216ZM218 146H217V148H218ZM105 150H108L109 152L111 150V153H110V154H112L111 157L107 153V151H105ZM160 150H161V148H160ZM160 150H159V154H162L163 152H162V150L161 151ZM166 150L164 149V153ZM216 150H217V152H216ZM112 151L113 152L115 151L116 153L114 152L115 153L114 154ZM174 151H176V153ZM86 152H88V153H86ZM153 152H154V154H156L155 157L157 156L156 159H158V161L154 160L155 157H153ZM148 153L149 154L152 153V155L150 157H152V159L154 160L153 163L157 161L156 162V165L158 164L157 166H154L155 163H154V165L151 163L152 159H150V162H149V160L146 159L148 157ZM214 154L217 155L218 157L215 156ZM173 155L175 156V159L177 160L178 167H181L183 165V167L186 168L185 171H183L184 170L183 167H181L182 168L181 170H180V168H178V170H177L174 167L175 165L172 162L176 161V160L175 159L173 160V158H174ZM113 156H114V158H113ZM249 156H248V158H249ZM170 159H172V161ZM263 159L264 158H262V160ZM168 160H170V161H168ZM163 161H164V164H163ZM98 163H100V164H98ZM179 163L182 165H179ZM165 164H167V165H165ZM169 165L172 167V169H174V168L175 169L173 171H172V169L170 170ZM239 166L240 167L242 166L244 168L245 165L243 166L240 164ZM161 167H163V171H162L163 174L161 172H159L160 169L162 170ZM249 167H250V165H249ZM168 169L170 171H172L171 173H169L170 175H172V173H174L173 175H175L178 172H182L181 174L184 176H182V175L180 176V173L178 174V176L176 174L175 175L176 178L174 177L176 179L175 180L173 178V176L171 177L169 174L166 173L167 171L169 172ZM174 171H176V172H174ZM244 171H246V170H244ZM261 172H262V170H261ZM249 174H251V173H249ZM258 174L263 175V172L260 173V171H259ZM258 174L256 176H258ZM245 175H246V178H244ZM179 176H180L181 180H180ZM250 177H252V175ZM177 178H179V179H177ZM259 178H262V177L259 176ZM198 179L199 180L201 179L202 181L201 180L199 181ZM251 181H252V179H251ZM256 182H257V180H256ZM257 185H259V184H257ZM247 188H248V191H247ZM189 191H191V192H189ZM248 195L252 196L251 198H249L250 200L245 198ZM242 197L244 198V200ZM261 198L262 197H260L259 200ZM256 199L258 201V198H256ZM101 201L102 202L105 201L104 203H102V205L103 204L105 205V203H106L107 207H105L106 205L105 206L103 205L104 207L101 206L102 207L101 208L99 206L100 205L99 202H101ZM181 203L183 204L182 207L184 208V210L179 209V208H181L180 207ZM184 203L187 206L190 204H192V205L189 206V208H188L187 206H185ZM238 203H240V204H238ZM217 204H221L223 206L220 205V207L218 206V208H217V206L215 207V205H217ZM196 205H198L197 206L198 211L195 210V208L197 209V207H195ZM255 205H254L255 210L261 209V212L259 210V213H258L257 212L258 210L254 211V208L252 207L253 208L252 216L254 215L255 212H257V214L260 215L258 218L259 220L258 219L256 220V221H258V224L256 227H253L255 225L253 223L249 227V225H247L246 223H244L242 221H241V224H240V221H239V223L237 222L238 225L240 224L239 226H242L243 223H244V225L246 224L243 227L247 226L246 229L249 227L248 230L251 228L250 231L252 229L254 231L255 228H257L258 230L261 228H264L263 226H261L262 224H264L263 223L264 221L262 222V220H264V206H261L262 208L258 207L256 209ZM99 207L102 209V211H101V209L100 210L98 209ZM190 207H192L193 209H191ZM244 207H247V206H244ZM199 208H202V211H204L206 213V214L204 213V215H206V217H208L209 220L212 221L213 224L212 223L210 224V221H208L210 224L209 228H205L207 225V224L205 225V222L207 223V221H203L201 219L202 218L204 219L206 217L202 216L201 213L199 215V213H198V212H200ZM244 209H242V210H244ZM193 210H195V211H193ZM95 211H96V213H99V214H100L99 211H101V214H103L102 215L103 218L101 217V214L100 215L98 214L100 216V219H101L100 222L98 219L99 217L97 219H95V221L93 222V223H97V225L91 224L92 223L91 221H93V219H94V218L92 219V217H94V215L96 214ZM176 211L180 214L177 215ZM179 211H181V212H179ZM250 212H251V210H250ZM25 213H27V212H25ZM175 213L177 216L186 215L187 218L184 219V217H183V219L185 220L184 222H186V219L189 220L191 218L190 220L192 221L195 218H198V219L200 218L199 221H198V219H196V221H198V222L203 221L204 224L201 222H200V224L195 222V223H193L194 225H192V228L193 227L195 228V231H194L195 235H196V232H199V230H200V233L204 230L202 232V234H204V236L202 234L199 235L198 233L195 236L194 233L191 232L193 229L190 227L191 226L190 224H192L190 220H189L190 221L189 222L190 223L189 224L190 235L187 232H186L187 234H185L186 230H182L185 228H181L182 226H184L183 222H182L183 220L179 219V218H181L180 216L177 217L178 218L177 219L174 216ZM183 213H185V214H183ZM197 213H198V215H197ZM194 214L197 217H194V219H193L192 217L194 216ZM261 214H262V216H261ZM96 215H95V217H96ZM200 216H202V218ZM209 216H211V217H209ZM173 217H174V220H173ZM225 217H223V218H225ZM239 217H240V215H239ZM248 217H250V216H248ZM175 218L177 220H181V222L175 220ZM223 218H221L222 221H224ZM160 219H162V222ZM245 219H244V221H245ZM252 219H254V218H252ZM163 220H165L164 222L173 220L172 225H174V226L172 227L171 223H168V222L164 223ZM205 220H208V219H205ZM194 221H192V222H194ZM216 221H218V220H216ZM229 221L227 220V222H229ZM232 221H233L232 223H234L235 221H237V219L236 220L234 219ZM250 221L251 220H249V222ZM259 221L262 222V223H260L261 225L259 224ZM98 222H99V224H98ZM229 223H231V222H229ZM232 223L229 224V229L231 230L230 233L232 232L231 235L235 236L236 231H234V230H236V229L241 230L243 227L238 228L239 226L237 227V223H236L235 227H237V228H233V226L235 224L233 225ZM88 224L91 227H93V226H94V228H95V226H97V227L95 229L94 228L89 229L90 226ZM195 224H197V225L199 224V226L201 224H203L205 226L201 225V227H203V228H201V229L199 228V230L196 231L197 227H195L196 226ZM215 224H217V222ZM186 225H188L187 222H186ZM224 225H225V223H224ZM170 226L173 228L172 230H175V231L173 232L171 230L170 233L171 232H173V233L171 234V236H169L170 238H168V236H166V235H168L169 230H167V231H164V230L168 229V227H170ZM260 226H261V228H258ZM86 227H88L89 231L93 230V232H89L91 234H88V231H87L88 229ZM176 227L177 228L180 227L182 231L179 230V228L176 230L175 229ZM207 227H208V225H207ZM215 227L216 226H214V228ZM227 227H226V229H227ZM162 228H164L163 229L164 235L167 232L166 235L164 236V238L166 237L165 240L170 239V241L168 240V243L165 241H164L165 243L162 242L163 241L162 240L163 235L161 234ZM217 228H218V226H217ZM210 229H212V230H210ZM244 229H242L241 232H243ZM156 230L160 231V236L162 235L161 236L162 239L160 238V236L157 237V234L159 232ZM258 230L256 231V234L257 233L260 234L258 232ZM262 230L263 229H261V231ZM154 231H155V233H157L155 235L157 239L154 238L155 237L153 234ZM205 231L206 232L209 231V233L205 234ZM239 231H238V233H240V235H241V232H239ZM253 231H252V233H253ZM126 232L129 233V237L125 235ZM180 232H183L182 236H184V234H185V236H184L185 238H186V235L187 236L189 235L190 240L189 241L187 240V239H189V237H187V239H185V240H187V243H186V241H184V237L181 238ZM226 232H227V230H226ZM174 233L176 234V236H177V233H179L178 237L175 236V238H177L178 241H177V239H175L173 237V235H175ZM228 233H229V231H228ZM212 234L214 235V232H212ZM253 234H255V233H253ZM207 235H208V237H206ZM243 235L245 238L244 233L241 236H243ZM191 236H192V238H191ZM241 236L239 238L240 240L238 241V244L242 241ZM260 236H262V235H260ZM92 237H94V238H92ZM171 237H173L174 241L172 240ZM179 237L183 241H181L179 239ZM262 237H264V234ZM262 237L259 238V236L258 237L254 236L251 239H253V238L258 239L259 238V240H260V239H262ZM145 238H147L148 240H145ZM206 238H208V240ZM159 239H161L162 241ZM236 239H238V238H236ZM236 239L234 238L235 241H236ZM245 239L247 240V238H245ZM254 239L251 241H253L254 246H257L259 244L257 242H259V241L254 240ZM158 240L160 241V246H159ZM179 240L181 241V243ZM254 241H255V243H254ZM79 242H80V245L82 244L81 246L79 245ZM82 242L84 243V245ZM92 242L94 243L93 246H92ZM95 242H97L98 244H96ZM149 242H151L150 247L152 249H150V247L148 246ZM171 242L177 243V244L174 243V245L176 244L175 245L176 248L173 245L174 251H173V248L171 247L172 245L171 246L168 245V244H171ZM220 242H222V240ZM261 242H262V240H261ZM227 243L228 242H226V244ZM231 243H232V241H231ZM231 243H229V244L231 245ZM245 243H246V241H245ZM248 243L249 242L247 241L246 244L242 243V245L246 246ZM144 244H147L146 247H144ZM166 244H167V246L171 247L172 249L169 247L165 248ZM178 244L181 246V248L183 247L182 250L179 249ZM229 244H227V245L229 246ZM253 244L250 245V247H253ZM263 244H262V246H263ZM96 245L99 248V251H98L99 253L96 252V253H98L97 255L95 254V252L93 253V251L94 250L96 251V249H97ZM161 245L162 246L164 245L163 248H165V249L162 248V250H161V248H160ZM240 245H241V243H240ZM83 246H84V248H83ZM88 246L89 247L91 246L92 248L95 247L96 249L93 248V251H91L92 249L90 250V248ZM246 247H248V245ZM214 248H213V250H214ZM217 248L219 249V251H217ZM217 248L214 251L217 252V254L219 255L218 252H220V248L219 247H217ZM221 248H222L221 252H223V250H225V248H227V247L224 248V246H222ZM228 248L232 249V246H229ZM260 248H262V247H260L258 245V247L254 248V249L251 248L249 251L251 253V251L253 250L254 253L255 252L257 253V251L262 250ZM81 249H85V250L87 249L86 252H88L87 253L88 258H89V256H90V258L95 256L96 258L98 257L97 258L98 260L95 259L94 257H93L94 258L93 260L91 259L92 262L87 257H86L87 258V260H86V258L84 257V255L86 256V252H83L84 250L82 251ZM100 249H102L103 251ZM166 249H167V251H168V249H171L170 251L174 252V253L170 252V253H172L171 257H170L169 251L168 252L166 251V253L164 252V254H163L162 251H165ZM187 249L188 248H186V250ZM89 250L93 253L92 254L93 256L91 255V252ZM175 250L179 253L177 254ZM244 250L246 251V250H248V248H246V249L244 248ZM100 251H102V253ZM227 251H228V249H227ZM187 252H189V251H187ZM187 252H186V254H187ZM209 252H210L209 254L211 255L212 251H209ZM224 252H223L224 254L221 253V255H219V257L222 256V254L224 255L223 257H221V261H219L220 264L222 261L224 264L227 261L228 256H227V258H225L226 251H224ZM167 253H169V256L167 255ZM243 253L244 252H242L241 255H243ZM82 254H84V255L82 256ZM205 254L207 257L205 256ZM207 254H208L207 250H205L204 256L202 255L200 257L209 258L210 255H207ZM252 254H253V252L250 255L253 256ZM121 255H124V256H121ZM163 255H166V257H170V259L166 260ZM189 255H190V253H189ZM191 255H192V253H191ZM197 255H198V253H196V256ZM245 255H246V253H245ZM254 255H256V254H254ZM190 256H188V258ZM215 256L219 259V257L217 255H215ZM215 256L213 254L214 258L211 257V259H208V262L209 263L211 262V264H213L214 263L213 260L217 259ZM261 256L264 257V253ZM185 257H186V255L184 256V258ZM192 257H193V255H192ZM192 257H190V260ZM243 257L244 256H241V258H243ZM247 257H248V255H247ZM101 258H103V257H101ZM176 258H174L173 260H175ZM179 258L176 259L177 261L179 260L178 262L177 261H175V262L171 261V264H173V262H174V264H178V263L182 264L184 261L183 260L184 258L183 259L181 258L183 261H181ZM188 258L186 257L185 261H186V259H187V261H189ZM241 258H240V260H242ZM252 258H254V257H249L248 260H250V259L253 260ZM195 259H196V257H195ZM102 260H101V262H102ZM248 260H247V258H245V261H244L245 263L243 262V264H247ZM166 261H167V263H166ZM185 261L183 264H190V261L189 262H187V261L185 262ZM193 261H195L194 257H193ZM205 261H207V260H205ZM239 261H238V263H239ZM246 261H247V263H246ZM103 262L106 263V261H103ZM261 262L262 261H260L259 263L261 264ZM108 263H106V264H108ZM204 263L206 264L207 262H204ZM217 263H218V260H217V262H215V264H217ZM226 263H228V262H226Z\"/></svg>",
    "mask_w": 264,
    "mask_h": 264
}]
</instances>
